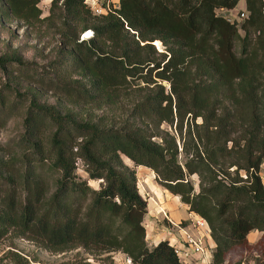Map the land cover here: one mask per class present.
Masks as SVG:
<instances>
[{
  "label": "trees",
  "instance_id": "1",
  "mask_svg": "<svg viewBox=\"0 0 264 264\" xmlns=\"http://www.w3.org/2000/svg\"><path fill=\"white\" fill-rule=\"evenodd\" d=\"M40 1L0 0L1 13L34 25ZM239 1L120 0L115 13L95 16L84 0H51V12L64 10L60 48L51 75L29 78L77 110L31 94L14 143L19 153L0 158V239L15 230L52 251L80 246L120 251L133 264H183L167 239L148 245L147 201L123 157L153 170L205 220L210 264L246 246L251 231L264 233L261 0H244L240 24L217 13ZM87 30L92 36L80 39ZM13 64L25 66L16 52L0 55L8 79ZM86 106L101 112L85 114ZM14 107L0 95L3 120ZM77 159L87 180L76 174ZM262 249L253 264H264ZM11 256L13 264H30Z\"/></svg>",
  "mask_w": 264,
  "mask_h": 264
},
{
  "label": "rangeland",
  "instance_id": "2",
  "mask_svg": "<svg viewBox=\"0 0 264 264\" xmlns=\"http://www.w3.org/2000/svg\"><path fill=\"white\" fill-rule=\"evenodd\" d=\"M38 7L41 9L40 18L42 20L35 22L34 25H26L11 16L2 15L0 7V55L16 52L25 63L23 67L10 65L8 67V72L11 73L9 79L5 72L0 69V95L6 96L9 107L15 106L13 114L6 120H3L5 119L4 114L0 116V158L3 160L9 157L13 158L19 153L14 143L24 131V111L32 93L36 94L40 102L54 104L64 109L77 110V107L67 104L65 99L55 91L48 89L44 83H34L29 78L34 73L36 78L49 72L48 64L55 60L61 43L62 18L60 15L64 16L63 8L59 5L51 12V0H41ZM244 9V0H240L234 8L219 9L217 13L223 12L224 17L228 18L229 16H236L240 10ZM47 16L50 17L43 19ZM239 32L243 34L241 29ZM88 33H92V31L88 30L80 34V39L90 38L92 34L88 35ZM154 43L157 48L162 50L161 41H155ZM235 49L239 53L238 45ZM49 73L52 74V72ZM16 92L20 93L21 96H17ZM82 109H85V114H99L101 112L100 109L92 108V106L82 107ZM117 114H119V111H117ZM123 160L125 164L135 169L138 191L147 201V212L143 223L146 226L145 229L149 232L152 221L149 213L153 201L152 196L164 187L156 181L153 170L145 166H135L125 157H123ZM84 168L83 162L77 159L76 174L78 178L87 180L88 176ZM48 180L52 186L53 179ZM193 181L196 183L195 177H193ZM88 183L94 188L98 187V181L88 179ZM148 245L153 246L151 243H148ZM263 247L264 233L253 230L247 235L246 246L233 247L226 254L223 264H253L254 259L259 257ZM11 253H17L27 258L30 264H117L122 258L119 251L86 250L80 246L63 251H52L44 247L40 241L18 234L15 230L10 231L0 239V264H13Z\"/></svg>",
  "mask_w": 264,
  "mask_h": 264
},
{
  "label": "built area",
  "instance_id": "3",
  "mask_svg": "<svg viewBox=\"0 0 264 264\" xmlns=\"http://www.w3.org/2000/svg\"><path fill=\"white\" fill-rule=\"evenodd\" d=\"M88 9L95 16L106 15L108 13H115L120 7V0H84ZM234 17H228L230 21H235L240 24L245 17H247L246 9L240 10ZM261 13L263 15V30H264V0H261ZM240 21V22H239ZM88 31V30H87ZM258 176L264 189V159L260 165ZM162 220H166L168 225L175 229L179 234V241L173 245L174 252L183 264H190V262L197 258L206 264H210L211 253L213 246L209 245L207 238L210 237V230L205 220L192 213L187 224L184 222H175L172 220L167 211L163 208L158 209ZM120 252V251H119ZM122 258L117 264H133L131 258L122 253Z\"/></svg>",
  "mask_w": 264,
  "mask_h": 264
},
{
  "label": "crops",
  "instance_id": "4",
  "mask_svg": "<svg viewBox=\"0 0 264 264\" xmlns=\"http://www.w3.org/2000/svg\"><path fill=\"white\" fill-rule=\"evenodd\" d=\"M226 10V9H222ZM221 15H225L223 12ZM152 203L150 206V215L152 218L149 226L150 231L147 232L146 238L148 243L156 244L158 241L167 239L171 244L179 241V234L175 229H172L166 220H162L158 209L163 208L167 211L169 217L175 222H184L187 224L192 213L188 211V206L180 201L179 196L170 193L167 189L159 190L157 194L152 196ZM146 227V226H145ZM209 245L213 246L214 242L211 237L207 238ZM212 258V254H211ZM210 258V261H211ZM190 264H206L197 258L193 259Z\"/></svg>",
  "mask_w": 264,
  "mask_h": 264
},
{
  "label": "bare ground",
  "instance_id": "5",
  "mask_svg": "<svg viewBox=\"0 0 264 264\" xmlns=\"http://www.w3.org/2000/svg\"><path fill=\"white\" fill-rule=\"evenodd\" d=\"M91 33H88V35H90Z\"/></svg>",
  "mask_w": 264,
  "mask_h": 264
},
{
  "label": "water",
  "instance_id": "6",
  "mask_svg": "<svg viewBox=\"0 0 264 264\" xmlns=\"http://www.w3.org/2000/svg\"><path fill=\"white\" fill-rule=\"evenodd\" d=\"M155 44V43H154Z\"/></svg>",
  "mask_w": 264,
  "mask_h": 264
}]
</instances>
